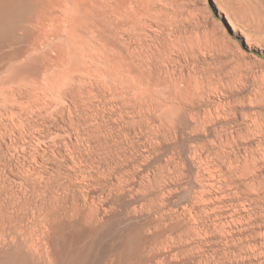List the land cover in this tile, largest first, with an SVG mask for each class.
<instances>
[{
    "label": "rangeland",
    "instance_id": "rangeland-1",
    "mask_svg": "<svg viewBox=\"0 0 264 264\" xmlns=\"http://www.w3.org/2000/svg\"><path fill=\"white\" fill-rule=\"evenodd\" d=\"M66 1L136 13L122 16L143 32L147 14L168 22L189 52L174 67L187 102L153 119L166 127L157 138L118 103L123 141L87 146L69 115L39 113L52 69L1 50L0 264H264V0Z\"/></svg>",
    "mask_w": 264,
    "mask_h": 264
},
{
    "label": "bare ground",
    "instance_id": "bare-ground-1",
    "mask_svg": "<svg viewBox=\"0 0 264 264\" xmlns=\"http://www.w3.org/2000/svg\"><path fill=\"white\" fill-rule=\"evenodd\" d=\"M35 1L37 2L36 8L30 4L34 10L32 9L33 11H31L30 9L27 11L28 8L26 9L20 3H31V0H0V51L3 50L1 54L2 58H20L24 62L27 60H35L43 64L49 71L52 69V73L50 75L48 74L49 77L47 76L46 81H44L46 83L49 81L48 79H52V82L57 81L56 88L54 86L55 84L52 88L55 95L47 97L50 98L47 100L49 103L42 100L43 103L40 102L39 104V101H37L41 105L39 107V113L41 109L49 116L53 113L61 114L60 116L66 113L69 115L70 120L68 121L76 133L75 137L77 140L86 141L87 146L96 142L99 143L101 140H105L104 142L109 144L107 141L109 137H118L122 141L125 138L123 127L121 125L115 127L113 124L111 125L112 122L110 121L111 115L118 108L116 104L121 103L128 108L127 104L130 101L139 115L148 121L147 126H149L154 138L164 134L165 126L160 124L161 122H158V125H154L155 123L153 124L152 121L162 116V109H173L175 103L180 105L181 103L186 104V100L181 101L176 97L175 82L178 79L174 76V67L179 62L181 53L182 55H189L187 50V54L185 52L186 47H184L181 38L175 33H172L173 30L170 31L171 29L168 28V22L166 21L167 23L165 22L166 24H164L163 21H158L159 18L155 20L156 18L153 19L147 14L146 18L151 20L148 22L149 24L147 23L148 30L150 31L143 32V29L139 30L136 23H133V25L131 23L129 24L128 19H125L127 17L135 18L136 13L134 12V16H130V14L125 16L128 12H124L125 14H123L119 11L125 18H123L124 16L122 14L118 13L116 15L112 14V16H115L112 17L109 13L110 11L113 12L112 9L107 12L109 15L104 10L98 13L94 11L97 8V5L94 4H91L93 6L90 5L91 7L96 6L91 12V7L89 8L88 5L90 2L87 4L85 0V6L88 5V7L82 6V8L76 7L77 5L74 3L77 1L75 2V0L72 2L76 6L73 5L70 7L67 3L65 4V2H68L66 0ZM30 5L27 4L25 6ZM113 10L115 14V7ZM6 16H9L10 21H8L10 24L4 26L3 23L5 22L3 21L4 18L7 19ZM152 20L153 23H151ZM143 27L145 25L140 28ZM18 30L21 32H18ZM183 58L181 59L183 60ZM177 65L179 66L178 63ZM133 70L138 71L140 75L134 74ZM31 82L29 84L32 85V88H30L33 89L35 85L31 84ZM21 89L19 88V93L22 91ZM185 89L186 91L189 90V84H187ZM28 90L30 89L28 88ZM5 91L7 90L5 89ZM25 93L23 91V94ZM46 93L44 92L43 94ZM10 94L12 95V93ZM32 94L34 93L32 92ZM28 95L26 93V96ZM32 97L36 98V95H32ZM37 98H33L34 101ZM8 99L10 100V98ZM71 107L76 110L75 115L78 113L77 118L75 115V118L72 116L73 108ZM83 110L86 111V114H83ZM39 113L37 112L36 114L39 115ZM43 116L46 115L43 114ZM115 120L112 119L113 122ZM19 124L23 125L22 122ZM30 126L34 132L39 127L37 123H32ZM80 126H84L85 128L82 130ZM64 127L58 129H63ZM64 137L60 138H63L65 146H69V143ZM85 138H88V140H85ZM120 140L116 141L119 143ZM118 143L115 144L118 146ZM110 145L112 146V144ZM103 147L105 146L102 145ZM90 149L93 150V148Z\"/></svg>",
    "mask_w": 264,
    "mask_h": 264
}]
</instances>
